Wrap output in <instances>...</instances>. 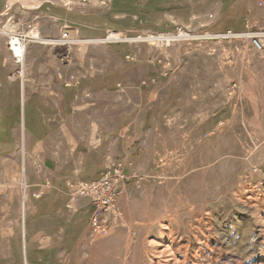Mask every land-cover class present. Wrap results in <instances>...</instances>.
<instances>
[{"label": "rangeland", "instance_id": "374dc122", "mask_svg": "<svg viewBox=\"0 0 264 264\" xmlns=\"http://www.w3.org/2000/svg\"><path fill=\"white\" fill-rule=\"evenodd\" d=\"M114 2L113 28L107 31L121 39L106 41V31L100 57L110 59L104 47L112 44L120 64L128 61V46L144 47V60L166 85L159 135L143 137L145 164L125 184L117 204L120 224L93 240L89 223L79 241L66 242L58 253L30 246L24 183L29 135L22 121L14 137L15 190L0 180V208L18 225L6 264H264V55L227 37L240 33L233 28L243 18L245 0ZM16 24L0 22V33L27 38L25 49L50 47L33 39L37 26ZM178 27L191 37H175ZM72 37L76 44L66 45L64 53L56 48L53 59L70 62L77 78L73 49L90 47V40ZM23 63L12 80L25 77L16 76ZM249 65L261 67V78Z\"/></svg>", "mask_w": 264, "mask_h": 264}, {"label": "crops", "instance_id": "0c3cea01", "mask_svg": "<svg viewBox=\"0 0 264 264\" xmlns=\"http://www.w3.org/2000/svg\"><path fill=\"white\" fill-rule=\"evenodd\" d=\"M114 1L103 5L101 0H90L67 8L56 0H0V22L13 20L18 28L37 26L41 38L49 41L40 42L50 46L26 48V68L19 71L25 77L12 80L20 64L9 49L8 36L0 33V180L15 190L19 162L14 137L24 121L29 135L24 183L30 196L28 232L34 249L57 248L61 253L66 242L81 239L92 206L86 198L71 201L68 183L97 181L116 163H124L133 179L145 164L143 137L158 134L165 114L166 85L144 60V47L128 46L124 51L128 61L122 59L120 64L116 56L113 59L112 44L104 47L110 59L100 57L98 46L107 29L113 28ZM242 10L234 30H246L247 16L255 29L264 28V0H245ZM65 25L72 41L76 42L72 35L90 40V47L73 49L77 78L70 62L53 59L56 48L67 51L61 42ZM41 57L48 59L42 63ZM246 68L257 73L255 79L261 78L260 66ZM6 215L0 208V264H6L5 253L18 228L16 219L7 221Z\"/></svg>", "mask_w": 264, "mask_h": 264}, {"label": "built area", "instance_id": "2783aa9c", "mask_svg": "<svg viewBox=\"0 0 264 264\" xmlns=\"http://www.w3.org/2000/svg\"><path fill=\"white\" fill-rule=\"evenodd\" d=\"M89 1L90 0H67L64 6L70 8L74 6V3L85 4ZM70 30V27L67 25L62 28L61 39L64 40L66 45L75 43L70 38ZM185 32L186 30L183 27H178L175 37H191L190 34L185 35ZM117 33L118 32L113 30L107 31L106 41H113L110 40V38ZM227 37L239 38L253 51L264 55V28L255 29L251 16H247L246 18L245 31L240 33L229 32ZM7 43L16 63L22 65L20 57L12 47V35L8 38ZM16 76L19 78V72ZM133 177H136V175ZM130 178L131 177L125 173L124 163H116L97 181H77L68 183V194L70 195L71 201L78 198H86L89 199L91 203L92 214L89 222L91 239L94 240L99 237H105L120 224L122 213L119 211L117 204L124 193L125 184Z\"/></svg>", "mask_w": 264, "mask_h": 264}, {"label": "bare ground", "instance_id": "6f19581e", "mask_svg": "<svg viewBox=\"0 0 264 264\" xmlns=\"http://www.w3.org/2000/svg\"><path fill=\"white\" fill-rule=\"evenodd\" d=\"M33 39L36 41L49 42L48 40L42 39L39 32H35V34H33ZM111 39H121V35L120 34H114L111 37ZM61 42L63 44H65L64 40H62V39H61ZM11 44H12V47L15 49L17 55L20 57L21 63L23 64L24 56H25V46H26L25 37H19L16 35H12V43ZM23 209L25 212V208H23Z\"/></svg>", "mask_w": 264, "mask_h": 264}]
</instances>
